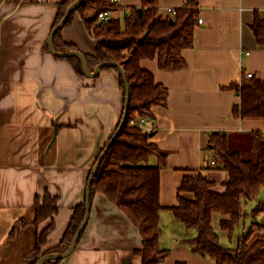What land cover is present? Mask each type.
<instances>
[{"label": "crops", "instance_id": "crops-1", "mask_svg": "<svg viewBox=\"0 0 264 264\" xmlns=\"http://www.w3.org/2000/svg\"><path fill=\"white\" fill-rule=\"evenodd\" d=\"M62 1L0 0V264H24L23 258L34 249L37 233L50 222L39 227L34 223L35 199L46 190L58 197L59 213L42 251L61 242L75 207L85 202L95 158L123 114L119 70L80 76L70 61L50 50L48 39ZM143 1L118 0L123 9L108 16L122 19L129 7H141ZM185 2L158 0L160 14L167 17L170 9L182 8ZM198 4L203 23L196 29L194 48L184 53L185 67L165 71L157 59L141 62L169 90L167 106L155 107V118L143 127L167 155L161 173L162 227L163 221L174 218L170 209L178 203L187 171L205 168L217 185L214 191H225L228 173L220 162L212 164L213 133H229L234 147L244 142L248 149L250 134L264 130V121L233 114L241 98L229 89L247 73L264 80V46L257 44L251 29L257 13L264 20V0H198ZM62 38L84 55L95 54L97 41L79 15L63 29ZM57 125L63 126L58 132ZM50 136L56 145L49 157L52 165L44 166L43 147ZM150 161L157 165L156 157ZM255 200L247 203L244 221L245 234L252 233L250 243L264 239V211L252 215L264 200ZM173 224L182 236L171 238L163 231L161 246L171 250L164 264H217L182 243L194 237V231L191 237L184 236L188 234L185 226L175 218ZM24 236L30 244H25ZM141 247L137 228L97 194L87 228L62 264H142L136 254Z\"/></svg>", "mask_w": 264, "mask_h": 264}, {"label": "trees", "instance_id": "trees-1", "mask_svg": "<svg viewBox=\"0 0 264 264\" xmlns=\"http://www.w3.org/2000/svg\"><path fill=\"white\" fill-rule=\"evenodd\" d=\"M76 1L63 0L57 4L58 13L52 32ZM159 8L158 0H144L141 7H129L122 19H106L100 15H109L123 9L118 0H84L64 27L70 26L76 15H79L90 36L97 41L95 54L85 55L91 71L107 62L122 66L127 76L130 87L128 117L94 178L92 202L97 194L103 195L137 228L142 237V247L136 254L142 259V264H164L171 255V250L161 246V212L164 209L161 204V173L167 166V155L152 141L153 133L132 124V121L141 118L154 119L153 109L167 106L169 90L157 83L155 75L144 69L141 62L144 59H157L162 70L183 69L186 64L184 53L195 46V33L200 18L198 0H186L182 8L174 9V13L167 17L160 14ZM63 29L54 36L55 49L60 52L78 50L76 46L63 40ZM251 29L257 44L264 46V20L258 13ZM64 59L73 64L78 75L85 76L81 59ZM111 69L118 70L117 67L104 68ZM246 75L241 83L229 86L241 98L240 104L233 108V114L242 119L264 121V80L256 75L248 79ZM119 84L124 95V114L127 89L122 75ZM123 114L115 132L96 156L88 181L94 166L119 129ZM62 127L55 126V131H60ZM52 140L53 136H50L44 143V166L52 165L49 157L55 150L56 140L45 157ZM210 147L214 151L213 160L222 164L229 180L224 184L225 191L218 193L214 191L216 183L204 173L205 168L187 171L178 190V203L170 209L176 221L196 231L194 237L185 239L182 243L188 245L194 254L212 258L217 264H264V239L250 243L252 233L249 232L239 236L234 247H229L223 243L222 235L213 226L214 215L221 214L220 230L226 232V239L232 243L236 237V229L248 216L247 203L256 199L263 190L264 130L250 134L248 150L256 155V160L245 159L242 151L234 150L229 133H213ZM152 157L158 160L155 166L150 165ZM262 211L264 202L258 205L252 215L257 216ZM58 213L59 199L49 190L43 196L36 197L35 225L39 227L46 221L50 222L37 233L35 247L23 258L24 264H38L46 255L62 254L69 250L85 220L86 204L83 202L75 207L61 242L42 251L55 229L54 217ZM63 260H47L43 264H62ZM176 264L188 263L178 261Z\"/></svg>", "mask_w": 264, "mask_h": 264}, {"label": "water", "instance_id": "water-1", "mask_svg": "<svg viewBox=\"0 0 264 264\" xmlns=\"http://www.w3.org/2000/svg\"><path fill=\"white\" fill-rule=\"evenodd\" d=\"M83 1L84 0H77L76 2H74L68 8L64 18L62 19L60 24L56 27V29L51 33V35H50V37L48 39L49 48L52 51V53L57 55V56L64 57V58L65 57H78L79 59H81L85 75H87L89 77L98 76L99 73L102 70H104V68H106V67H117L119 72H120V74L122 75V77H123V79L125 81V84H126V89H127L126 106H125V111H124V114H123V121H122L119 129L115 133L113 139L110 141V143L108 144L106 150L101 155L100 159L98 160L97 164L94 166V168L92 170L90 179L88 181L87 189H86V199H85L86 216H85V220H84L82 226L80 227V229H79V231L77 233V236L74 239L73 244L71 245L69 250L67 252H65V253H62V254H49V255H46V256L42 257L39 260L38 264H43L47 260H54V259H58V258L65 259V258L69 257L70 255H72L74 253V251L76 250V248H77V246H78V244H79V242L81 240L82 234L85 232V230L87 228V225L89 223V218H90L91 208H92V183L94 181V178H95V176H96V174H97V172H98V170L100 168V165H101L103 159L105 158L108 150L114 144L116 139L119 137V135H120V133H121L123 127H124L125 121H126V119L128 117V111H129V107H130V87H129V83H128V80H127V76H126L125 70H124V68L122 66L117 65V64H113V63L104 62V63L99 64L95 68L94 71H91L85 55L83 53H81L80 51L74 50V51H68V52H57V50L54 48L53 39H54L55 34L65 27V25H66L68 19L70 18L71 14L80 7V5L82 4ZM152 136H153V134H151V137ZM55 137H56V135H55ZM55 137L53 138V140L51 141L49 147L47 148L46 155L48 154L49 149H50L51 145L53 144V141L55 140Z\"/></svg>", "mask_w": 264, "mask_h": 264}, {"label": "rangeland", "instance_id": "rangeland-1", "mask_svg": "<svg viewBox=\"0 0 264 264\" xmlns=\"http://www.w3.org/2000/svg\"><path fill=\"white\" fill-rule=\"evenodd\" d=\"M247 145L244 146V142H242V144L239 146V147H235L234 150H240L243 152V156L245 159H250V160H256V155L252 152H250V150H248L247 148ZM155 159V157H152L151 160ZM151 162V161H150ZM152 165V163L150 164ZM155 166V165H154ZM264 197V190L263 192L259 195V197L255 200V201H259V199L262 198V201L264 200L263 199ZM254 200H251L248 202V205H250V203H253ZM249 208V206H248ZM174 216V215H173ZM222 215L221 214H215L214 215V220H213V226L214 228L216 229L217 232H219L221 235H222V239H223V243L229 247H234L236 245V239L241 236V235H244L245 234V230H244V223L241 224L240 227H238L236 229V237H235V240L232 241V243H230L227 239H226V232H223L220 230V226H219V221L221 219ZM167 219V218H166ZM174 218H170L168 221H163L162 225H163V231L165 232V234L168 236V237H173L174 235H181V230H179V228H176L177 226H173V220ZM184 227V226H183ZM185 229H187V235H184V236H188V237H191L194 232L196 233V231L194 229H188L185 227ZM30 231V234L33 235V231L29 230ZM194 231V232H193ZM174 233V234H173ZM27 236H29V234H26ZM182 236V235H181ZM24 241H26V237L24 236ZM25 244H30V241H26ZM25 247V245H24ZM27 248H31L27 245Z\"/></svg>", "mask_w": 264, "mask_h": 264}, {"label": "built area", "instance_id": "built-area-1", "mask_svg": "<svg viewBox=\"0 0 264 264\" xmlns=\"http://www.w3.org/2000/svg\"><path fill=\"white\" fill-rule=\"evenodd\" d=\"M169 13H170V14H173V13H174V9H170V10H169ZM100 17H101V18H106V19L109 18L108 15H104V14H101ZM200 23H203V21H202V19L199 18V24H200ZM247 54H250V53L247 52ZM253 76H254L253 73H247V75H246V77H247L248 79L252 78ZM148 121H149V119H147V118H141V119H139V120H137V121H132V124H133V125H138V126H140V127H144ZM212 164L215 165L216 162L213 161Z\"/></svg>", "mask_w": 264, "mask_h": 264}]
</instances>
